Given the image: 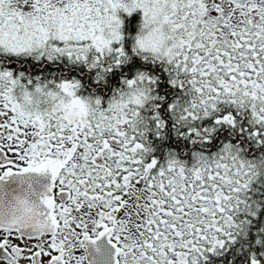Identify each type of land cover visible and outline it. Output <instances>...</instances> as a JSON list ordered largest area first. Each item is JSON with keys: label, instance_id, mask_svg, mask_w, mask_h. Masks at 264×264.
Instances as JSON below:
<instances>
[{"label": "snow or ice", "instance_id": "6c2138e0", "mask_svg": "<svg viewBox=\"0 0 264 264\" xmlns=\"http://www.w3.org/2000/svg\"><path fill=\"white\" fill-rule=\"evenodd\" d=\"M0 264H264V0H0Z\"/></svg>", "mask_w": 264, "mask_h": 264}]
</instances>
